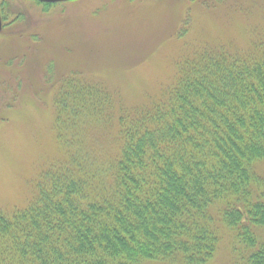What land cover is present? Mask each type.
<instances>
[{
  "label": "trees",
  "instance_id": "trees-1",
  "mask_svg": "<svg viewBox=\"0 0 264 264\" xmlns=\"http://www.w3.org/2000/svg\"><path fill=\"white\" fill-rule=\"evenodd\" d=\"M24 1L44 14L64 4ZM127 1L138 12L164 0ZM12 2L0 0V20L8 39H20L29 21ZM194 24L184 19L177 37L188 39ZM201 45L135 105L77 69L57 81L48 64L65 154L26 206L0 210V264H210L224 227L245 264H264V26L246 49Z\"/></svg>",
  "mask_w": 264,
  "mask_h": 264
},
{
  "label": "rangeland",
  "instance_id": "rangeland-1",
  "mask_svg": "<svg viewBox=\"0 0 264 264\" xmlns=\"http://www.w3.org/2000/svg\"><path fill=\"white\" fill-rule=\"evenodd\" d=\"M174 1H145L133 12L127 0H114L97 17L106 0L64 3L49 14L31 1L12 2L29 23L23 38L8 39L9 28L0 34V210L26 206L41 173L64 157L53 128L56 89L45 85L49 63L57 81L77 69L117 89L124 105H135L171 83L176 62L202 43L246 49L264 26V0ZM188 17L194 29L180 40L177 33ZM105 140L99 145L108 146ZM257 169L264 178V162ZM221 233L210 264H245L234 234L225 227ZM257 234L264 242V228Z\"/></svg>",
  "mask_w": 264,
  "mask_h": 264
},
{
  "label": "water",
  "instance_id": "water-1",
  "mask_svg": "<svg viewBox=\"0 0 264 264\" xmlns=\"http://www.w3.org/2000/svg\"><path fill=\"white\" fill-rule=\"evenodd\" d=\"M40 2H43V3H52V4H56V3H66L68 1H71V0H38ZM2 30V22L0 20V32Z\"/></svg>",
  "mask_w": 264,
  "mask_h": 264
}]
</instances>
